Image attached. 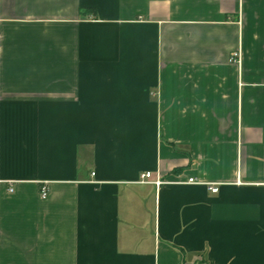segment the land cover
Listing matches in <instances>:
<instances>
[{"label": "crops", "instance_id": "crops-1", "mask_svg": "<svg viewBox=\"0 0 264 264\" xmlns=\"http://www.w3.org/2000/svg\"><path fill=\"white\" fill-rule=\"evenodd\" d=\"M0 264H264V0H0Z\"/></svg>", "mask_w": 264, "mask_h": 264}, {"label": "built area", "instance_id": "built-area-1", "mask_svg": "<svg viewBox=\"0 0 264 264\" xmlns=\"http://www.w3.org/2000/svg\"><path fill=\"white\" fill-rule=\"evenodd\" d=\"M231 61L232 62H238L239 61V53L238 52L233 54V56L231 57ZM150 178H151V173H145V174H143L141 176V182L142 183H146V182H148V180ZM154 183L157 184V185L161 184L160 181H155ZM188 183H190V184H199V182L196 179H194V178L189 179ZM209 189L213 193H217L218 190H219L218 187L215 186V185L210 186ZM9 192H13V189L9 188ZM46 195H47L46 189H43L42 190V196L46 197Z\"/></svg>", "mask_w": 264, "mask_h": 264}]
</instances>
